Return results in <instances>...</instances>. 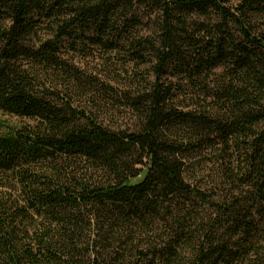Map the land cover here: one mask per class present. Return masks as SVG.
<instances>
[{"label":"trees","instance_id":"trees-1","mask_svg":"<svg viewBox=\"0 0 264 264\" xmlns=\"http://www.w3.org/2000/svg\"><path fill=\"white\" fill-rule=\"evenodd\" d=\"M0 264H264V0H0Z\"/></svg>","mask_w":264,"mask_h":264},{"label":"rangeland","instance_id":"rangeland-1","mask_svg":"<svg viewBox=\"0 0 264 264\" xmlns=\"http://www.w3.org/2000/svg\"><path fill=\"white\" fill-rule=\"evenodd\" d=\"M149 29H150V27L148 28V30ZM104 67L105 66H103L102 64L96 63V61H89L88 62V65H87V71L88 72H94L95 71V68L97 70H99V71H102L104 69ZM111 69L113 71H116L117 74L119 76H121L120 78L122 80L126 79L125 70L128 71V74L130 76L133 74V72H132L133 69L131 70L128 66H125V67H122L121 65H118V67H113L112 66ZM108 70H110V68ZM104 75H106V74H104ZM84 102H85L84 100L82 102L76 101V105H78L80 107H83V108H87L88 110L89 109H92L91 108L92 106L89 105V102H87V101L85 103ZM106 111L107 110H104L103 111L104 114H101V113H97V111L95 110V114L97 116H99V118H101L102 120L104 119V124L109 125V126H121V127H126V126L128 127V126L131 125V120H130L129 114H127V113H110V112H109V114H107ZM119 112H121V111H119ZM6 119L11 124H22V123H25L26 122L25 120H18L16 118L9 117V116L6 117Z\"/></svg>","mask_w":264,"mask_h":264}]
</instances>
